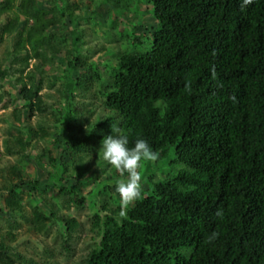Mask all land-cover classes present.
<instances>
[{"label": "trees", "instance_id": "16d2710c", "mask_svg": "<svg viewBox=\"0 0 264 264\" xmlns=\"http://www.w3.org/2000/svg\"><path fill=\"white\" fill-rule=\"evenodd\" d=\"M241 2L145 0L153 22L131 26V39L140 42L144 33L148 49L119 48L106 62L102 83L97 61L88 62L89 76L78 69L87 63L77 47L85 29L80 22L87 15L75 0H0V37L14 35L5 55L16 64L10 68L0 58V81L18 73L13 79L21 112L41 111L35 77L40 78L43 64L52 62L63 42L72 44L61 74L66 108L53 112L52 132H39L41 138L53 135L52 142L70 159L49 154L48 148L35 156L25 153L34 132L17 126L16 134L4 139L6 154L31 160L36 174L44 165L49 169L38 180L26 174L17 158L0 183V211L20 213L26 192L31 227L43 231L55 212L49 203L42 211L36 195L49 185L57 187L54 198L68 197L63 207L71 203L78 209L84 203L81 186L90 179L80 177L88 163L83 157L113 134L111 127H119L129 147L137 138L160 154L172 147L174 160L183 166L161 179L144 177L142 196L129 206L127 218L119 217L118 200L107 202L101 191L92 190L94 201H102L88 220L96 240L79 263L264 264V0L243 9ZM115 41L121 46L125 37ZM30 58L36 60L35 74H25L26 86L21 74ZM79 74L96 83L98 113L91 119V110L84 115L71 102V79ZM72 176L83 183L68 184ZM109 182L108 189L113 186ZM58 220L67 235L80 226L70 215ZM213 233L218 235L209 241ZM0 264L32 263L0 236Z\"/></svg>", "mask_w": 264, "mask_h": 264}, {"label": "rangeland", "instance_id": "374dc122", "mask_svg": "<svg viewBox=\"0 0 264 264\" xmlns=\"http://www.w3.org/2000/svg\"><path fill=\"white\" fill-rule=\"evenodd\" d=\"M75 1L79 4L83 17L87 15L80 22L81 25L85 26V29L82 32V38L78 37L79 44H77L82 59L87 62L78 68L80 72L88 76L91 75L86 68L87 64L92 60L97 61L99 63H95V70L100 75V81L103 83L107 78L106 73L109 68L106 62L108 60L111 61L112 54H116L119 48L121 51H130L131 49L145 51L148 49V42L143 37L144 33L139 34L140 42L135 41L133 43L131 39L134 38L131 26L145 23L152 24L153 22L150 9L148 10L145 0H81V3L80 0ZM2 24L3 21L1 20L0 26ZM106 29H109L111 33H107ZM67 30V27L63 28L62 32L65 33ZM76 30L78 33L77 28ZM137 31L141 32L142 29L138 27ZM13 36L4 34L0 37V58L3 60V65L10 68H13L16 64L9 63L10 56L5 55V53L7 51L10 52L12 49L10 45L13 43ZM123 36L125 37V43L120 46L115 40L119 41ZM71 49L72 44L70 41L63 42L60 51L53 56L52 62L43 64L40 78L35 77L36 80H39V83H37L38 94L42 102L40 112L36 110L28 116L27 113L20 111L22 110L20 109L22 101L16 96V91L19 87H15L13 79L14 76L18 75L17 72L0 81V183L4 181V178L8 177L9 171L7 167L13 164L17 158L19 159L17 154H6L3 146L6 137L11 138V136L13 137L16 134L17 126H24L23 129L30 128L34 132L24 150L25 153L35 156L41 152L43 153L48 148L49 154L57 155L60 153L66 160L70 159L68 151H62L60 147L52 142L54 139L53 135H46L41 138L42 134L39 132L42 130L48 133L52 132L54 124L53 112L66 108L62 107L64 99L61 96V88L64 80L61 74L64 73L63 68L65 67L66 56L69 55L66 54V50H69L68 52L70 53ZM35 61L30 58L26 69L22 71L21 77L26 86L29 85V82L25 74L28 72L34 77L35 70L32 66ZM71 80L75 82L69 87L73 91L71 102L84 115H86L84 112L91 110L89 118H93L98 113L97 105L99 102V97L95 95V81L93 79L85 80V76L82 74H79L77 79ZM5 92H7V95H5ZM13 110H17V114L13 113ZM14 115L18 116V121L15 120ZM101 147V143L96 144L92 150H89L91 153H89L88 157H83V161H88V163L85 162L83 164L84 168L83 171H80V177L90 176V179L81 186L80 193L84 197V203L78 209H75L71 203L67 208L61 205V203H64V199L68 198L66 194L57 196V198L53 197L57 190L55 185H49L41 194L36 195L41 198L38 206L42 211L47 212L49 203L51 204V209L53 208L52 211L55 212L54 217H51V220L45 224L43 231H37L31 227L32 223L30 222V209L26 192L21 194L23 208L20 213H12L1 206L0 236L6 238L13 251L26 257L32 264H81L79 262L82 256L96 240V237L88 231L89 215L96 210V204L99 205L102 202L101 200L94 201V197H91L92 193L90 192L92 190L101 191L107 202H111L113 199L119 201L120 199L119 193L115 191V181L122 177L117 170L103 160L102 154L99 155ZM158 155L159 159L155 164L146 163L144 165L143 178L154 176V179H161L163 174L169 173L171 175L173 170L183 166L182 163L174 160L172 147L166 148L162 154L158 153ZM20 161L25 165L26 174L38 180L42 177L46 178L44 172L49 169L47 165H44L43 168L40 167L39 173L36 174L38 167L31 160L23 158ZM39 161L41 164L45 163L44 158ZM75 178L73 176L67 177L69 179L68 184L70 182L83 183L81 178L78 180H75ZM105 180L106 182L110 181L109 183L113 186H109L108 189L105 186ZM96 184L100 185L98 189ZM52 197L55 201L52 200ZM64 214L72 216L80 223V226L73 230L70 235L65 234L59 224L58 217Z\"/></svg>", "mask_w": 264, "mask_h": 264}, {"label": "clouds", "instance_id": "9594fccd", "mask_svg": "<svg viewBox=\"0 0 264 264\" xmlns=\"http://www.w3.org/2000/svg\"><path fill=\"white\" fill-rule=\"evenodd\" d=\"M253 3V0H242L241 8ZM113 134L104 137L99 155L112 168L117 170L122 178L115 181V191L119 193V217L127 218L129 206L142 196L143 168L146 163L155 164L159 155L143 138H137L134 145L129 147V137L119 127H111ZM125 174L126 177H125ZM217 216L222 217V210ZM218 233H213L209 241Z\"/></svg>", "mask_w": 264, "mask_h": 264}]
</instances>
